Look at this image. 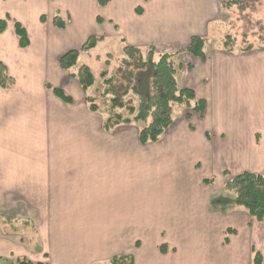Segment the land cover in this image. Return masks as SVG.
Masks as SVG:
<instances>
[{"label": "crops", "instance_id": "obj_1", "mask_svg": "<svg viewBox=\"0 0 264 264\" xmlns=\"http://www.w3.org/2000/svg\"><path fill=\"white\" fill-rule=\"evenodd\" d=\"M230 1L226 6L224 0H109L105 6H99L97 0H0V20H6L5 31L0 34V61L14 80L11 88L0 90V159L1 169L5 171L2 179L26 180L23 194H16L32 197L33 202L31 209L20 210L14 217L0 214V260L108 264L113 257L131 256L133 264H251L254 250L260 253L264 264L262 224L238 207L216 202L213 211L209 210L212 196L222 192L221 174L227 178L244 172L264 176V42L250 44L254 46L248 50L225 48L219 37L226 32L224 28L235 23L238 5L237 0ZM15 22L27 32L29 44L24 49L19 47ZM191 37L204 40V61L187 53ZM90 38L98 42L94 49L83 54L85 65L90 60L107 65L108 60L102 57H109L108 52L102 56L90 54L100 44L112 49L115 46L117 54L125 47L135 48L142 58L151 49L155 57L170 54L177 69L178 86L192 89L196 99L206 103L201 116L183 107L181 126L175 131L172 124L165 132L170 133L168 146L177 149L185 162L188 158L194 171L192 174L176 172V183V178H170L172 184L166 180L164 188L152 191L153 195L165 198V204L162 208L146 210L149 217L142 223L137 219V188L133 190L131 180L127 188L132 190L116 193L118 198L130 200L129 206L119 205L121 216L111 217L99 207L98 211L86 214L87 222L83 224L58 225L59 208L66 205V211L71 213L65 214L70 218L76 210L70 199L84 194L83 185L87 182L89 188L98 185L92 183L98 177H102L98 182L108 181L112 175L121 180L131 177L133 166L137 171L134 160L103 152L96 156L89 151L87 140H78L75 144L65 142V154H70L71 162L83 158L89 163L88 170H80L87 174L86 183L78 180L82 188L73 191L49 180L48 173L43 171V165H48L52 158H61L67 164L66 155L51 156L43 162L5 154L7 148L15 147L18 142L28 145V139L31 140L28 148L33 151L37 148L33 147L37 145V125L32 124L37 110H34L36 113L23 111L26 116L19 119L20 135L16 136V142L12 134L15 130L4 123L14 109L13 104L19 106L25 100H37V90L46 97V109L54 106L51 109L54 114L94 117L86 97L75 96L66 87L75 82L72 70L76 68L65 71L59 66L65 53L81 49ZM213 38H219L221 44L214 41L211 45ZM180 53L182 62L175 64V56ZM47 86L63 90L71 97L72 104L58 100ZM102 126L103 122L101 130L109 136L110 132L106 133ZM148 145L144 147L157 143ZM92 165L99 166L101 175H93L97 178L90 176L94 171ZM198 167L199 178L196 177ZM107 170L109 173L105 174ZM189 176L196 187H187ZM211 179L214 180L211 185L202 184ZM198 185L201 187L197 188ZM47 195L56 199L51 203ZM37 196L42 198L38 206ZM110 196L113 197L111 192ZM85 210L87 206L83 207ZM15 219L26 224L25 235L8 232L7 223ZM56 222L58 226H53ZM89 241L92 248L87 245Z\"/></svg>", "mask_w": 264, "mask_h": 264}, {"label": "rangeland", "instance_id": "obj_2", "mask_svg": "<svg viewBox=\"0 0 264 264\" xmlns=\"http://www.w3.org/2000/svg\"><path fill=\"white\" fill-rule=\"evenodd\" d=\"M224 1L226 4L227 0ZM230 2L231 1L228 0L226 6H228V3ZM237 2L238 5L237 10L235 11V23L232 25L229 24V26L224 28L223 31L226 30V32H224L221 37H218L224 43H229V47L236 49L240 47L242 49H247L248 47L254 46L250 44L259 45L260 43L264 42V0H237ZM84 16H87L86 12H84ZM219 38H213L210 44L212 45V42L214 41L220 43L221 40H219ZM115 51V46L112 49V46L100 44V46L96 50L90 53L92 54V56H102L106 52H108L107 54H109V57H102L104 58V60H108L106 63L107 65L98 63L94 60H90L89 62H87L88 64L86 65L90 67L91 71L95 74L96 79L93 86L88 91H86V94H83L78 80L80 71L82 72L81 69H83V67H87L84 63L85 57H83V54L85 52L81 51L79 60L77 62V65L75 66L76 69L74 68L75 70H72L73 77L76 80L74 83L70 84V86H66L75 94V96H84L86 98L89 97L94 101V103L99 108V111L94 114V117L91 116L88 119L85 114H76L75 116L71 117L64 116L63 114L60 116L59 113L54 114V111H52L54 110L52 109L54 108V106L51 108L52 110L50 108L46 109V97L44 93L40 94L37 90V100H25L24 103H21L19 106L14 103L12 106V108L14 109L10 110L12 111L10 117L7 116V120L4 121V123L7 124L8 128L15 130L12 131V134L16 138V142L18 140L16 136L19 134L17 130L19 129V126L21 124V121H19V119L22 120L23 116H26L23 111L25 110L27 113H36L34 112V110H37V114L34 115L32 119L34 120L32 124L37 125V145H33V147L37 148H35L34 151L28 148V145L30 146L31 141L29 139L28 145L23 142H18V144L16 143L15 147H13L12 145L10 148H7L5 150V154L16 159H29L31 157L32 159L37 158V161L44 162L51 156H65V153L67 151V149L63 147V145H66L65 142H74L75 144L76 141H80L83 139L89 142V151L91 153H95L96 156L98 155V153L103 152L111 156H121L123 158L132 159L137 162V171L135 170V166H133V175L131 177H124V179L121 180L120 178L115 177V175H112V177L108 181L103 180L102 182H98L99 178L102 177H96L101 175L97 170L99 169V166L92 165L91 167L94 171L90 173V176L96 175L93 177L97 178L92 183L98 185H91V188H89L87 186L89 182H87L86 185H83L84 189L81 190L84 192V194H76L75 197L70 199H73L72 204L76 208L70 218H67L69 216L66 217L65 214L71 213L70 211H66V205L65 207L62 206L59 208V213H61V218L58 222L59 227L64 222L74 224L82 222L83 224V221L87 222L86 214L90 215L91 212L98 211L99 207L107 210L106 212L111 217H114V214L121 216L122 212L120 209H118L119 205L125 204V206L123 207L129 206L130 200H125V197L120 199L118 198V196H116V193H118V191L125 192L128 190H132L131 188H127L128 182H130L131 180H133V190L137 188V197L135 204L137 206V219L139 223H142L143 221H146V216H148L146 210L149 211L150 207L162 208L165 204V198H160L156 195H153L154 193L152 191L161 190V186L166 183V180L168 181L167 183L172 184L170 178H176V180L174 181L176 183L178 180L176 172H180L183 174H192L194 171L192 169L193 165L189 164L190 162L188 158L185 162V158L183 156H179L177 149H172L168 146L167 142L169 141L170 137L169 132L165 133L161 137L156 146L153 145V147L150 148H145L144 146L143 148L140 146L137 139L138 129L133 125L121 126L118 129L112 130L110 131L109 136H105V134L102 132L101 123L104 122L106 118L107 112L109 110V102L108 97L104 98L102 96L104 86L101 73L105 72L106 77L112 79V94L115 96H120L127 87H131L132 84L129 82L128 74L129 72L131 73L136 69L135 66L131 65L133 63L132 61L128 63L129 65L124 64V60H127V56L123 51L118 52V54ZM114 52L116 54H114ZM175 57V64H180L182 62L181 60L183 59V54L180 53ZM139 75L140 77H138ZM137 77L138 79H140L141 84L139 82L135 85L139 88H142L141 86H144V84H146V78H148V75L138 73ZM126 101L132 103L135 106L138 103L137 99L132 95L128 96L126 98ZM1 102L2 101L0 100V104ZM16 106L18 108H16ZM87 107H89L88 104ZM183 107L186 108L185 106L179 105L173 106V130L175 129V131L183 123L185 110ZM30 109H32V111H30ZM51 112L53 113L52 115ZM82 112L85 111L82 110ZM82 112L80 111V113ZM71 128H73L74 133H71ZM0 129H2L1 126ZM89 129L90 131H88ZM32 142H34V139H32ZM67 154L68 155H66L65 157L69 160L67 164L63 163L61 158H52L50 161H48V165H43V171L48 173L47 175L49 176V180L56 181L57 184L61 185L64 188H69V190L72 188L73 191H77V188H82V183L85 179L84 177H87V174L82 173L80 170L82 168H86V170H88L89 163H87V159L83 158H75L74 162H71L70 154ZM85 155L86 154H84V156ZM1 162L2 161L0 159V214H4L6 216L12 215L14 217V215L19 214L20 210H23L24 212L28 211L27 209H31L30 207L33 206L32 197L17 196L19 193L23 194L25 190L24 188L26 187L24 182L26 180H19L16 182H11V180L8 179L3 180L2 178L5 177V171L1 169ZM58 170H60L61 172ZM136 172L137 174H135ZM108 173L109 172L107 170V173L105 174ZM196 173V177L199 178V167L197 168ZM224 175V173L220 175L219 181L221 184L219 188L222 189V192L220 191L221 194H214L211 198V202L209 204V210L211 212L215 207L216 199L231 198V195L227 193V191H224V186L225 184L229 183L232 178L224 177ZM189 178L192 179V177L189 176L187 177V180H190ZM78 180H82V183L77 184ZM213 181L214 180L212 179L208 180L209 183H205L206 181H203L202 184L211 185L212 183H214ZM100 183L103 184L107 189H102L99 185ZM196 185L195 181L193 180L187 182V187H196ZM162 187L164 188L165 185ZM200 187L201 186L199 185L197 186V188ZM17 192L19 193L16 194ZM110 192L113 194V197L110 196ZM47 198L48 200H51V203L53 199H56L54 196H48ZM41 200V196H37V206L40 204ZM84 206H87V210L85 211H83ZM146 207H148V209H145ZM125 214L126 213H124V215ZM159 215L160 213L155 214V216ZM90 221L91 220L89 219V222ZM55 225L58 226L57 222L53 226ZM6 227L9 230L7 231L11 232V235H25L24 229L26 227V224L22 221H18L17 219L9 221ZM90 227H93L91 223ZM52 228L55 229L54 227ZM86 231L89 230L87 229ZM87 245L91 246L90 248H92V241H89ZM38 248L39 246H37V249ZM11 261L16 260H9V262Z\"/></svg>", "mask_w": 264, "mask_h": 264}, {"label": "trees", "instance_id": "obj_3", "mask_svg": "<svg viewBox=\"0 0 264 264\" xmlns=\"http://www.w3.org/2000/svg\"><path fill=\"white\" fill-rule=\"evenodd\" d=\"M147 1V0H145ZM99 6H105L109 0H97ZM6 20H0V34L5 31ZM15 35L18 38L19 47L24 49L28 46L29 40L26 30L17 22L14 23ZM98 39L90 38L79 50H71L65 53L59 61V66L65 71L73 69L81 51L87 52L94 49ZM228 42V41H227ZM225 48L229 43H224ZM251 49V47H248ZM123 52L127 56L124 64L132 61V66L136 69L129 72V82L131 87H127L120 96L112 94V79L106 77L102 72L104 98L108 97L109 110L103 122V130L109 133L121 125H133L138 129V143L141 146L157 143L165 132L173 124V106H185L196 115H203L206 109L204 100H197L195 92L189 88H180L177 83V69L174 65L172 55L161 54L155 57L154 50H150L145 58H142L139 51L135 48L125 47ZM187 53L193 58L201 61L205 60L204 40L200 37H191ZM78 76L79 85L86 92L95 82V75L88 67H83ZM147 74L146 84L137 87L135 84L140 82V75ZM14 84L5 65L0 61V90H7ZM141 84V82H140ZM54 96L65 104H72L71 97L67 96L59 88H51ZM132 95L137 99V105L126 101L128 96ZM89 105V111L96 113L99 108L91 98L85 99ZM205 183H209L206 180ZM224 191L231 195V198H219L215 200L222 206H233L243 209L249 218L263 225L262 233L264 240V176L248 172L241 173L232 178L229 183L225 184ZM0 264H45L32 263L26 259L16 261L0 260ZM108 264H133L131 256L113 257ZM251 264H262L260 253L253 250Z\"/></svg>", "mask_w": 264, "mask_h": 264}]
</instances>
